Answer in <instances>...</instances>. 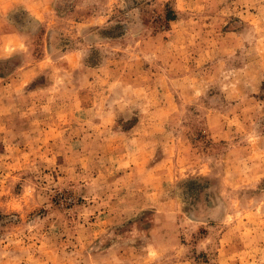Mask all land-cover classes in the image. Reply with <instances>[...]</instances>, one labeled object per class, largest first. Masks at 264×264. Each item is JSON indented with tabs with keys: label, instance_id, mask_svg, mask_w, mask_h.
<instances>
[{
	"label": "rangeland",
	"instance_id": "obj_1",
	"mask_svg": "<svg viewBox=\"0 0 264 264\" xmlns=\"http://www.w3.org/2000/svg\"><path fill=\"white\" fill-rule=\"evenodd\" d=\"M0 264H264V0H0Z\"/></svg>",
	"mask_w": 264,
	"mask_h": 264
}]
</instances>
